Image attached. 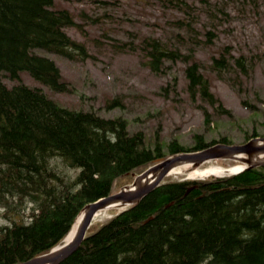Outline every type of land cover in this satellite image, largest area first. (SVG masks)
Wrapping results in <instances>:
<instances>
[{
	"label": "trees",
	"instance_id": "1",
	"mask_svg": "<svg viewBox=\"0 0 264 264\" xmlns=\"http://www.w3.org/2000/svg\"><path fill=\"white\" fill-rule=\"evenodd\" d=\"M158 1L173 13V37L141 34L138 43L125 47L137 44L156 72L180 61L189 98L230 116L197 57L215 43L214 30L199 21L202 13L213 16L210 1ZM240 1L252 7L257 0ZM215 6L225 13L224 5ZM71 25L72 12L55 0H0V208L8 219L0 224V264L49 251L87 203L168 154L229 142L203 134L189 145L151 138L142 129L130 130L122 116L60 105L41 87L20 81L27 72L51 91L70 90L56 62L39 51L65 58L84 53L65 31ZM207 68L232 85L231 76L246 77L251 64L245 54L234 56L224 46L210 56ZM5 77L15 83L7 85ZM201 108L209 123V112ZM58 264H264V164L205 179L169 178L92 224Z\"/></svg>",
	"mask_w": 264,
	"mask_h": 264
},
{
	"label": "rangeland",
	"instance_id": "2",
	"mask_svg": "<svg viewBox=\"0 0 264 264\" xmlns=\"http://www.w3.org/2000/svg\"><path fill=\"white\" fill-rule=\"evenodd\" d=\"M209 1L213 16L202 13L199 21L214 30L215 43L199 50L197 57L205 67L211 91L224 110L231 111L230 116L199 98H189L180 61L169 62L163 72H156L146 63L148 58L136 50L137 44L134 49L125 47L126 42L138 43L141 34L173 37L176 30L169 22L173 13L158 0H55V6L72 12L77 25L66 31L83 43L85 51L71 59L55 58L70 92H52L45 86L44 90L61 105L91 108L103 116H122L130 130L142 129L151 138H177L189 145L195 134H203L207 140L226 137L232 142L228 144L234 145L244 143L253 132L264 136V0H257L252 7L251 2L240 0ZM215 4L224 5L225 13ZM224 46L234 56L245 54L251 64L246 77L231 76L232 85L207 68L210 56H218ZM20 81L40 85L26 72L21 73ZM4 82L11 85L15 80L5 77ZM244 99L248 104L242 102ZM201 106L209 112V123L204 121ZM235 162L239 161L226 156L196 166L187 164L178 167L179 173L163 179L201 178L192 170L211 163L228 166ZM3 213L0 208V224L8 222Z\"/></svg>",
	"mask_w": 264,
	"mask_h": 264
},
{
	"label": "water",
	"instance_id": "3",
	"mask_svg": "<svg viewBox=\"0 0 264 264\" xmlns=\"http://www.w3.org/2000/svg\"><path fill=\"white\" fill-rule=\"evenodd\" d=\"M255 139L256 138L248 140L243 144H215L200 151L177 154L173 157V159H185L198 164L208 159L226 157L233 153H245L249 155V153L255 151L264 152V136L259 138L262 139V144L253 143ZM171 161L172 157H169L157 164L150 166L143 173L137 175L129 186L122 187L115 193L102 196L95 201L88 203L80 211L83 212V219L80 222L79 227L75 230V234H73L69 239H66V236L70 231L63 239V242L53 246L49 252L13 264H58L78 247L84 237L86 228L88 227L91 218L94 217L97 211L112 207L111 204L115 202H121L124 206L139 200L147 191L159 183L162 177L167 173ZM246 162H248V164L244 165L241 169H246L258 164H264V161L249 162L248 159H246ZM151 169L157 171L156 176L148 183L144 182L139 184L138 180L140 177Z\"/></svg>",
	"mask_w": 264,
	"mask_h": 264
},
{
	"label": "bare ground",
	"instance_id": "4",
	"mask_svg": "<svg viewBox=\"0 0 264 264\" xmlns=\"http://www.w3.org/2000/svg\"><path fill=\"white\" fill-rule=\"evenodd\" d=\"M253 143L262 144V139H255L253 141ZM228 156L231 157L232 159H235V160H238L241 162L239 164H236V165H228V166H223V165H220L218 163H215V164L211 163L208 166H206L205 168H195L192 170V172L196 175L201 176V177L208 176L211 174L212 175H224V174H230L232 172H235V171H238L239 169H241L244 166V164L247 163L246 159H248L249 162H262V161H264V152H261V151H255V152L249 153L248 158L244 157L240 153H233V154H230ZM189 163H190V161L185 160V159H172V161L170 162V165H169L168 174L178 172L180 169L178 167L185 166ZM156 174H157L156 170H149L143 176L140 177V179L138 180V183L139 184H142L144 182L148 183V182L152 181V179L156 176ZM111 205H112V208H115V209H119L123 206L121 202H115V203H112ZM82 214H83V212H80L77 214L78 216L76 215L77 217L75 216L76 220L71 225V227L69 229L70 232L68 231L69 234L67 235L68 232L66 233V235H67V236L65 235L66 239H69L73 234H75L74 233L75 230L79 227V224L83 219ZM109 215H110V209L97 211V213L94 215V217L91 218L90 223H89L88 227L86 228L85 234H86L88 228L92 224L97 223V222L109 217ZM85 234H84V236H85ZM65 236L63 237V239L65 238ZM63 239L60 241V243L63 242Z\"/></svg>",
	"mask_w": 264,
	"mask_h": 264
}]
</instances>
